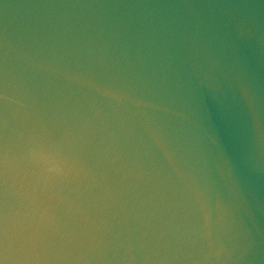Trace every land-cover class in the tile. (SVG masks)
Wrapping results in <instances>:
<instances>
[{"label":"water","instance_id":"water-1","mask_svg":"<svg viewBox=\"0 0 264 264\" xmlns=\"http://www.w3.org/2000/svg\"><path fill=\"white\" fill-rule=\"evenodd\" d=\"M36 138L62 264H264V0H0V158Z\"/></svg>","mask_w":264,"mask_h":264},{"label":"clouds","instance_id":"clouds-1","mask_svg":"<svg viewBox=\"0 0 264 264\" xmlns=\"http://www.w3.org/2000/svg\"><path fill=\"white\" fill-rule=\"evenodd\" d=\"M76 168L73 158L40 138L29 141L18 157L0 158L6 188L15 198L0 226L5 242L0 255L3 264H62L59 250L48 242L56 228L50 202Z\"/></svg>","mask_w":264,"mask_h":264}]
</instances>
